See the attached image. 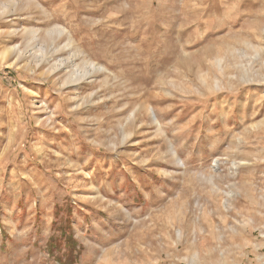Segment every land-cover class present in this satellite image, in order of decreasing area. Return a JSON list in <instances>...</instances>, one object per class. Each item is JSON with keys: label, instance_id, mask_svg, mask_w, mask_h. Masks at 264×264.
<instances>
[{"label": "rangeland", "instance_id": "1", "mask_svg": "<svg viewBox=\"0 0 264 264\" xmlns=\"http://www.w3.org/2000/svg\"><path fill=\"white\" fill-rule=\"evenodd\" d=\"M3 5L0 264H264V0Z\"/></svg>", "mask_w": 264, "mask_h": 264}, {"label": "bare ground", "instance_id": "2", "mask_svg": "<svg viewBox=\"0 0 264 264\" xmlns=\"http://www.w3.org/2000/svg\"><path fill=\"white\" fill-rule=\"evenodd\" d=\"M6 8H8V6L6 5H3L2 8H0V14L1 12H3ZM62 31H60L58 28H53L51 30H46V31H43L42 34L40 35L41 38H40V41L44 44V45H47V47H50L53 43H56L57 41V38L58 36H63L62 35ZM31 36V35H29ZM33 37V36H31ZM264 52V51H263ZM9 53H12L11 50H7L5 53H3V56L2 58L0 59V62L3 61L4 59V56H7ZM76 54H79L80 52L76 51L75 52ZM38 54V55H37ZM43 50H40L39 51H36V54H35V59H34V62L36 65H39L45 58V56H43ZM42 55V56H41ZM76 56V55H75ZM81 68L82 69V73H83V76L85 74H88V72H90V65L86 62L82 63L81 66H78V68ZM54 69V68H53ZM100 71V70H99ZM75 74H72L71 77L69 78V83L74 82L75 80ZM77 79V78H76ZM215 88H218V87H215ZM215 92V91H214ZM235 165V163H234ZM237 166V165H235Z\"/></svg>", "mask_w": 264, "mask_h": 264}]
</instances>
